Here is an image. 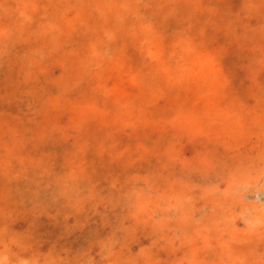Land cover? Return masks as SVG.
<instances>
[{
    "label": "rangeland",
    "instance_id": "obj_1",
    "mask_svg": "<svg viewBox=\"0 0 264 264\" xmlns=\"http://www.w3.org/2000/svg\"><path fill=\"white\" fill-rule=\"evenodd\" d=\"M0 264H264V0H0Z\"/></svg>",
    "mask_w": 264,
    "mask_h": 264
}]
</instances>
